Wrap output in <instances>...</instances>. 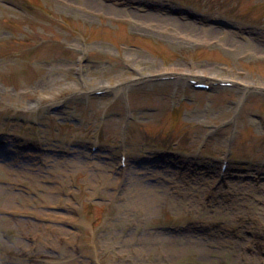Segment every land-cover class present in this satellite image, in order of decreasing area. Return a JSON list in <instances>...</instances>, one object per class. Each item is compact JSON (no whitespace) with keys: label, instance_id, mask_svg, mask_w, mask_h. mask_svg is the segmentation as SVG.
<instances>
[{"label":"rangeland","instance_id":"rangeland-1","mask_svg":"<svg viewBox=\"0 0 264 264\" xmlns=\"http://www.w3.org/2000/svg\"><path fill=\"white\" fill-rule=\"evenodd\" d=\"M137 1L0 0V138L104 143L94 155L77 151L65 171L51 153L10 173L0 155V264H264V94L184 81L134 87L130 68L264 85V0ZM176 6L202 17L175 14ZM215 18L239 27L216 28ZM106 84L118 87L113 95L85 94ZM60 100L66 106L48 112ZM120 143L148 159L175 148L187 166L178 170L172 157L132 165L119 189L118 176L99 175L111 174L108 156ZM228 143L236 170L214 189L217 167L190 162L205 165ZM163 170L150 179V203L131 197L137 174L148 181ZM180 222L187 230H167Z\"/></svg>","mask_w":264,"mask_h":264},{"label":"bare ground","instance_id":"bare-ground-1","mask_svg":"<svg viewBox=\"0 0 264 264\" xmlns=\"http://www.w3.org/2000/svg\"><path fill=\"white\" fill-rule=\"evenodd\" d=\"M148 15L150 17L152 16V18L155 17L154 15L150 14L149 12H148ZM170 16L172 18H175L174 15H170ZM218 27H220V26H218ZM218 27L216 25V28H218ZM220 28H223V27H220ZM93 89H95V88H93ZM46 155H47V153H43V156H46ZM73 157L74 156L69 157V158H63V162L60 163L58 168L61 169V170H64V171L70 169L71 165L69 166L67 163H69L71 160L76 158V157H74V158ZM20 158H21L20 156H18V158L17 157L14 158L13 156L7 157V160H8V164L7 165L9 166V168H11V169H7V171H9L10 173H13L14 170L17 169L16 167L19 166L18 163H22L23 162L22 160H20ZM63 163H65V164H63ZM31 165L32 166L29 167V168L33 169L35 167V165L32 164V163H31ZM214 167H215L214 164L208 163L207 168H209L210 172H212L214 170ZM165 171H168V170L158 171V172H155V174L154 173L150 174L151 176L148 177L149 178L148 181H145L143 179L141 173H140L141 176L139 174H137L135 176V178L133 179V181H132L133 182V188H132V196L131 197L133 199H135V200L136 199L141 200V202H143V203H150V198H152L156 194L155 193L156 192L155 187L151 185L150 179L152 178V179L157 180L158 178L163 177L161 175ZM199 172L201 173V171H199ZM177 173H179V172L177 171ZM114 175H118L119 176V172L117 170H114V171H112L111 174L99 175V178L100 179H105L108 182H110L113 179ZM177 180L180 181V183H182L183 185L184 184H186L187 186L189 185V183H187V181L184 178L178 179V177H177ZM201 180H203V178H200V181ZM127 185H128V181L126 182L125 187H127ZM144 205H146V204H144ZM35 224H37V223H35ZM44 226H49V224L45 223ZM46 228H48V227H46ZM54 229H55V227L52 226L51 230H54ZM242 238H244V237H242Z\"/></svg>","mask_w":264,"mask_h":264}]
</instances>
